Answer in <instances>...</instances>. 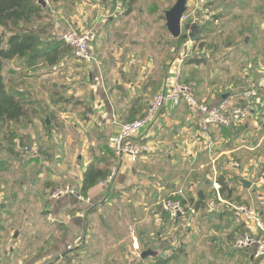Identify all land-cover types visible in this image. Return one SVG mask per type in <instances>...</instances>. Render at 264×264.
<instances>
[{
	"label": "crops",
	"instance_id": "1",
	"mask_svg": "<svg viewBox=\"0 0 264 264\" xmlns=\"http://www.w3.org/2000/svg\"><path fill=\"white\" fill-rule=\"evenodd\" d=\"M47 2L44 26L51 35L45 39L81 29L92 36L95 60L80 65L73 54L64 55L53 65L43 60L40 68L25 58L6 62V82L25 91L29 104L26 115L0 127L3 264H159L170 250V264H264L255 247L233 248L240 234H263L233 205L255 208L264 223V91L249 118L232 128L206 129L186 103L166 102L142 130L148 150L136 161L118 158L109 142L121 123L140 118L157 93L179 81L193 82L196 96L209 104L244 103L242 92L264 63V0H188L182 24L200 29L194 36L183 29L179 37H172L166 19L176 0H59L55 9ZM240 40L254 64L243 72L232 64L242 61ZM68 71L86 74L72 85L87 95L63 105L66 87L54 84ZM76 115L74 137L65 131V118ZM54 122L62 132L55 134ZM32 144L43 157L25 151ZM92 162L114 175L83 193ZM219 177L234 189L231 197L220 192ZM181 183L188 188L186 213L174 218L160 199L179 192ZM67 185L94 204L51 197ZM82 233L83 244L68 250ZM146 250L157 255L143 258Z\"/></svg>",
	"mask_w": 264,
	"mask_h": 264
},
{
	"label": "built area",
	"instance_id": "2",
	"mask_svg": "<svg viewBox=\"0 0 264 264\" xmlns=\"http://www.w3.org/2000/svg\"><path fill=\"white\" fill-rule=\"evenodd\" d=\"M187 16H182V21H185ZM92 36L89 33H83L71 28L58 36V40L70 46L72 54L75 58L92 63L95 60V55L91 45ZM264 91V63L259 65V78L252 83L246 90L242 92L245 102L229 106L226 101L217 105H212L201 101L196 96L195 84L193 82H176L172 87L162 92L157 93L146 114L134 121L124 122L120 124L119 130L109 137L114 154L121 158L123 155H129L132 160L136 161L145 151L148 146L141 140V132L155 119L157 114L162 110L166 102H172L174 105L186 103L193 111L201 115V121L204 128L209 126H221L232 128L238 124H242L252 114L256 104L260 101L261 93ZM25 151L35 156H42L38 146L32 149L25 147ZM233 167H238L237 162H233ZM114 173L110 178H112ZM259 182L264 190V166L259 176ZM180 192H175L172 196L163 200V208L174 218L179 214L186 213V206L181 199L176 198ZM75 196L79 201L85 202L92 206L94 204L90 197L84 196L81 192L73 186L67 185L65 187L56 188L51 197L53 199H60L64 196ZM235 211L242 214L247 219L252 220L257 228L263 234L243 233L238 235L233 243L235 250H246L255 247L256 256L264 257V223L258 210L245 204L233 205ZM84 235H78L71 243L68 244V250H74L76 247L82 245ZM167 256H172L173 251H168ZM0 264L3 261L0 257Z\"/></svg>",
	"mask_w": 264,
	"mask_h": 264
},
{
	"label": "trees",
	"instance_id": "3",
	"mask_svg": "<svg viewBox=\"0 0 264 264\" xmlns=\"http://www.w3.org/2000/svg\"><path fill=\"white\" fill-rule=\"evenodd\" d=\"M37 1L0 0V127L6 122L17 121L26 115L29 104V95L25 91L15 89L6 82L4 75L6 62L14 58H25L33 63L44 60L53 65L64 55L70 54L71 48L64 42L55 38L45 39L48 33L46 25L40 23L49 17L50 8L44 9ZM48 1L55 3L59 0ZM64 103L65 100L62 99L61 104ZM89 109L87 107L86 113L90 111ZM110 174V169L101 168L92 162L84 172L82 192L87 193L94 185L107 179ZM218 183L220 192L231 197L234 189L230 188L221 177L218 178ZM176 198L181 199L184 205L188 202L181 196ZM172 259V256L162 257L158 263L170 264Z\"/></svg>",
	"mask_w": 264,
	"mask_h": 264
},
{
	"label": "rangeland",
	"instance_id": "4",
	"mask_svg": "<svg viewBox=\"0 0 264 264\" xmlns=\"http://www.w3.org/2000/svg\"><path fill=\"white\" fill-rule=\"evenodd\" d=\"M62 4H64V2L62 3ZM67 4V3H66ZM68 6V5H67ZM52 7L55 9L56 7H57V4H53L52 3ZM69 7V6H68ZM71 7V6H70ZM48 21L47 20H44L43 22H41L40 24H46ZM234 27V26H233ZM71 29V28H70ZM74 29L75 30H77V31H79V32H82L81 31V29H78V28H76V27H74ZM69 30V29H68ZM233 30H235V28H233ZM61 33H63V32H54V35H52L53 36V38H55V39H57L58 38V36H59V34H61ZM49 35H51V32L49 31L48 33H47V35H46V37L47 36H49ZM240 43H241V46L244 48L243 49V54H242V61H241V63L239 64L238 62L237 63H232L233 64V69L234 68H236V69H238L239 67L242 69V72L244 71V70H248V69H252L253 67H254V64L253 65H251L249 62L250 61H252V60H250V54H246V52H248V51H246L245 50V44H244V42H243V40H240ZM247 44H249V42L247 43ZM91 45H92V48H93V46H94V41H93V39L91 38ZM70 54H68V55H66L67 57L68 56H70V55H72V52H71V50H70V52H69ZM42 61L43 60H38L37 62H34L33 64H34V66L36 67V68H40V67H42V65H41V63H42ZM82 60H80V62H78V64L80 63V65H85L84 63H82L81 62ZM84 62V61H83ZM231 62V61H230ZM75 63V62H74ZM224 66H226V65H224ZM85 67H87V65L85 66ZM89 68V67H88ZM87 68V69H88ZM70 72L68 71L67 72V74L63 77V78H61L60 79V82H58V83H55L54 84V86L56 87V86H59L61 89H62V87H66V90L65 91H63V96H62V98L63 99H65V100H69V99H76V98H79L80 96H86L87 95V92H85V91H83L82 90V92H80V93H76V90H77V88H75L72 84L73 83H75L76 81H81V80H85L86 81V74L85 73H82V75H72V74H69ZM58 76H54L53 75V77H48L49 79H51V78H53V79H56ZM48 78L47 79H45V80H48ZM84 81V82H85ZM57 82V81H56ZM57 84V85H56ZM79 87L78 88H80V87H82V83L80 84V85H78ZM68 89V90H67ZM62 93V92H61ZM88 116H90V114L88 115ZM66 119V123H65V131L66 132H70V134L72 135V136H74V137H77V134H76V131L74 130V123H79L80 124V122H79V120H80V117L78 116V115H76V116H69V117H66L65 118ZM239 125V124H238ZM237 125V126H238ZM42 127H43V125H42ZM83 130H85V132H88L89 134H92L93 135V137H94V129H92V128H88L87 127V125H84V129H82V131ZM54 131H55V134H58V132H62L63 130H61V129H59V127L57 126V123L56 122H54ZM35 146H37V145H28L27 147H29V149H32V148H34ZM179 187L176 189L177 191H179L180 193L177 195V196H181L182 197V199H188V195H187V193H188V188H187V184L185 183V184H179L178 185ZM59 187H61V186H58V187H56V188H59ZM55 188V189H56ZM54 189V190H55ZM176 196V197H177ZM169 197V195H164V196H161V199H160V201L162 202L163 200H165V199H167ZM186 205V204H185ZM83 234V233H82ZM84 235V234H83ZM85 237V236H84ZM85 239H83V241H84ZM83 244V243H82ZM168 253V252H167Z\"/></svg>",
	"mask_w": 264,
	"mask_h": 264
},
{
	"label": "water",
	"instance_id": "5",
	"mask_svg": "<svg viewBox=\"0 0 264 264\" xmlns=\"http://www.w3.org/2000/svg\"><path fill=\"white\" fill-rule=\"evenodd\" d=\"M37 2L38 4L42 5L44 8H46L48 5L47 0H38ZM187 2L188 0H176L174 6L166 12L167 27L172 37H179L182 34L183 29L191 30L189 36H194V33H198L200 29V25L190 24V23L184 25L182 24V16L186 12ZM184 37L187 38L188 35H184ZM47 121L49 122L48 118ZM242 183L243 186L246 188H249L252 185V183L247 179H242ZM200 196L203 197L202 193H200ZM149 255H157V252L153 250H146L141 254L143 258Z\"/></svg>",
	"mask_w": 264,
	"mask_h": 264
}]
</instances>
